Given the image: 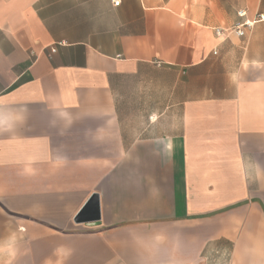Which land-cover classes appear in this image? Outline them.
I'll use <instances>...</instances> for the list:
<instances>
[{
    "label": "crops",
    "instance_id": "obj_1",
    "mask_svg": "<svg viewBox=\"0 0 264 264\" xmlns=\"http://www.w3.org/2000/svg\"><path fill=\"white\" fill-rule=\"evenodd\" d=\"M258 14L0 0V264H264Z\"/></svg>",
    "mask_w": 264,
    "mask_h": 264
},
{
    "label": "water",
    "instance_id": "obj_2",
    "mask_svg": "<svg viewBox=\"0 0 264 264\" xmlns=\"http://www.w3.org/2000/svg\"><path fill=\"white\" fill-rule=\"evenodd\" d=\"M100 221L99 196L91 194L79 212L75 215V224L95 225Z\"/></svg>",
    "mask_w": 264,
    "mask_h": 264
},
{
    "label": "built area",
    "instance_id": "obj_3",
    "mask_svg": "<svg viewBox=\"0 0 264 264\" xmlns=\"http://www.w3.org/2000/svg\"><path fill=\"white\" fill-rule=\"evenodd\" d=\"M111 1L113 6H118V4L120 3V0H111ZM244 14L245 12L243 11H240L238 13L239 16H244ZM258 22H264V14H258L253 21H246L242 25L236 26L235 28L229 31L223 29H215L214 33L217 37H220L226 32H234L238 37H242L245 35L246 31L250 30L253 27V25ZM54 52H55V48H51L50 53H54Z\"/></svg>",
    "mask_w": 264,
    "mask_h": 264
}]
</instances>
